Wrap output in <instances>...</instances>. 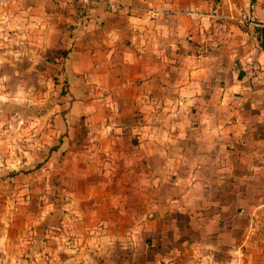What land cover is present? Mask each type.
I'll return each mask as SVG.
<instances>
[{
  "label": "crops",
  "instance_id": "crops-1",
  "mask_svg": "<svg viewBox=\"0 0 264 264\" xmlns=\"http://www.w3.org/2000/svg\"><path fill=\"white\" fill-rule=\"evenodd\" d=\"M1 1V29L59 39L71 89L100 95L51 142L60 229L35 264H264V0Z\"/></svg>",
  "mask_w": 264,
  "mask_h": 264
},
{
  "label": "rangeland",
  "instance_id": "rangeland-1",
  "mask_svg": "<svg viewBox=\"0 0 264 264\" xmlns=\"http://www.w3.org/2000/svg\"><path fill=\"white\" fill-rule=\"evenodd\" d=\"M70 1L73 9L69 15L80 14L77 1L67 3ZM98 1L79 3L93 7ZM16 22L12 17L0 28V264H35V259L40 263L46 258L33 251L43 243L36 244L31 236L53 230L56 237L60 229L53 226L58 220L53 206L60 199L54 186L60 181L52 179L47 173L50 168H45L47 155L55 146L51 142L62 136L61 122L91 117L92 104L100 95L92 94L89 99L71 89L72 80L62 74L69 50L59 45V39L52 47L31 46L26 37H18ZM69 24L72 29L73 23ZM92 232L93 226L88 225L79 247L94 244L88 236ZM53 240L50 247L61 250L59 240ZM72 240L67 242L74 249ZM59 254L58 259H63Z\"/></svg>",
  "mask_w": 264,
  "mask_h": 264
},
{
  "label": "built area",
  "instance_id": "built-area-1",
  "mask_svg": "<svg viewBox=\"0 0 264 264\" xmlns=\"http://www.w3.org/2000/svg\"><path fill=\"white\" fill-rule=\"evenodd\" d=\"M74 1H77V2H80V3H82V4H87V3H89L91 0H74ZM107 5H109V7H111V8H118L119 6L118 5H115V4H113V3H110V2H107L106 3ZM149 10H151V12L153 13V14H156L157 13V11H155L154 9H152V8H149ZM210 16H217V17H219V14H218V12H217V10L216 9H214V10H212L211 12H210ZM237 20H239L242 24H252V25H255V26H259V24H257L249 15H246V14H240L238 17H237Z\"/></svg>",
  "mask_w": 264,
  "mask_h": 264
}]
</instances>
